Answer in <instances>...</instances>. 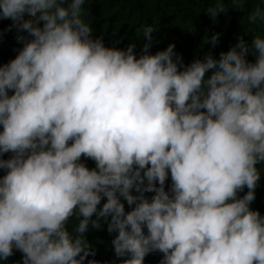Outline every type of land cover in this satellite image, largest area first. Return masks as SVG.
Returning <instances> with one entry per match:
<instances>
[{
	"label": "clouds",
	"instance_id": "clouds-1",
	"mask_svg": "<svg viewBox=\"0 0 264 264\" xmlns=\"http://www.w3.org/2000/svg\"><path fill=\"white\" fill-rule=\"evenodd\" d=\"M85 5L0 0L22 45L0 64V261L16 249L12 264H145L156 251L158 264H264V214L251 207L264 174V34L185 64L174 43L150 51L152 24L139 55L136 42L106 45ZM248 20L264 22V7ZM102 220L124 259L88 258L85 233Z\"/></svg>",
	"mask_w": 264,
	"mask_h": 264
},
{
	"label": "trees",
	"instance_id": "trees-1",
	"mask_svg": "<svg viewBox=\"0 0 264 264\" xmlns=\"http://www.w3.org/2000/svg\"><path fill=\"white\" fill-rule=\"evenodd\" d=\"M215 0H86L87 21L93 29L92 35L102 36L105 44L116 47H126L129 42H136L135 51L140 54L145 38H143L142 26L152 24L157 29L153 32L154 40L150 51L165 48L169 43L175 44V52L182 56L185 64L193 59L203 58L205 54L211 53L219 58L221 51H227L234 46L239 38L250 42L253 34H264V22L257 21L255 24L248 20L249 12L257 5L264 7V0H237L242 7L237 8L234 0H224L228 5L224 12L211 17L205 9ZM27 15V14H26ZM12 24L11 19L0 18V64L7 62L16 55L14 49L21 47L16 39L17 29L8 26ZM141 29L137 32V29ZM219 33L217 43L213 45L211 36ZM23 34L27 35L26 32ZM175 58V57H174ZM248 59L254 60L251 54ZM10 153H4L7 158ZM88 167H95V161L91 158L81 157ZM264 168V165L260 166ZM4 170L0 169V175ZM171 183L169 176L166 181V190ZM247 191L245 186L238 195ZM134 194L135 191L133 190ZM256 197L251 207L258 209L264 214V174H262L255 189ZM151 196L152 193L146 192ZM103 198L101 203L104 202ZM125 209L129 205L121 197ZM76 223L75 218H70L69 227ZM115 233L107 231L106 222L101 221L100 228L89 225L85 233L86 239L95 249V256L89 259L115 262L125 257H115L111 240ZM22 253L14 249V254L8 258L7 264L12 261L21 260ZM159 251L149 253L145 256V264H158L162 257ZM0 264L5 262L0 261ZM22 264V262H21Z\"/></svg>",
	"mask_w": 264,
	"mask_h": 264
}]
</instances>
